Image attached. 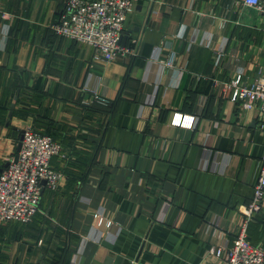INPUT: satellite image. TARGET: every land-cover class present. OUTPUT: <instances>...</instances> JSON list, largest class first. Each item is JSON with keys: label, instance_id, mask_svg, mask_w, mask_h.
<instances>
[{"label": "crops", "instance_id": "crops-1", "mask_svg": "<svg viewBox=\"0 0 264 264\" xmlns=\"http://www.w3.org/2000/svg\"><path fill=\"white\" fill-rule=\"evenodd\" d=\"M65 2L0 0V166L30 128L60 143L65 175L30 223L0 222V264H221L208 252L244 222L264 116L214 79L259 76L263 15L243 0H136L123 43L138 54L105 62L50 28ZM248 234L264 246V209Z\"/></svg>", "mask_w": 264, "mask_h": 264}, {"label": "built area", "instance_id": "built-area-1", "mask_svg": "<svg viewBox=\"0 0 264 264\" xmlns=\"http://www.w3.org/2000/svg\"><path fill=\"white\" fill-rule=\"evenodd\" d=\"M136 0H66L59 17L50 28L59 36L68 37L94 49V59L110 62L119 54H138V46L124 45L123 36L128 14ZM263 15L264 0H243ZM171 63V61H170ZM169 63V64H170ZM253 81L242 75L229 80L214 79L234 103L256 109L264 116V69ZM86 87L93 99L104 105L109 99L98 90ZM179 125H195L196 117L176 116ZM260 128L264 130V122ZM62 155L61 145L51 135L24 129L18 159H11L0 172V222L30 223L39 211L44 186L55 190L65 175L52 165V159ZM45 181V183H44ZM264 209V154L261 158L260 176L253 187V197L242 210L244 222L235 239L212 247V256L222 259L221 264H264V246L249 239V222ZM109 224V222H108Z\"/></svg>", "mask_w": 264, "mask_h": 264}, {"label": "water", "instance_id": "water-1", "mask_svg": "<svg viewBox=\"0 0 264 264\" xmlns=\"http://www.w3.org/2000/svg\"><path fill=\"white\" fill-rule=\"evenodd\" d=\"M125 40H126V36H123V42H125ZM20 148H21V142H20V144H19L18 151L20 150ZM17 159H18V153H17V155H16V157H15V160H17ZM7 165H8V163H6V164L0 166V172H1V171L3 170V168L6 167ZM44 183H45V181H44Z\"/></svg>", "mask_w": 264, "mask_h": 264}]
</instances>
